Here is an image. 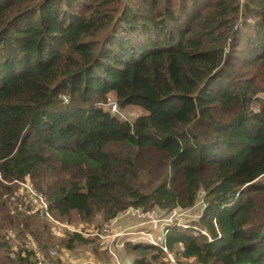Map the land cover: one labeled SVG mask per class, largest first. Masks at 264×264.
I'll list each match as a JSON object with an SVG mask.
<instances>
[{
	"label": "trees",
	"instance_id": "16d2710c",
	"mask_svg": "<svg viewBox=\"0 0 264 264\" xmlns=\"http://www.w3.org/2000/svg\"><path fill=\"white\" fill-rule=\"evenodd\" d=\"M263 86L264 0H0V264H38L50 219L199 199V221L169 224L160 245L128 237L127 264L177 246L200 264H264ZM111 94L147 114L116 116Z\"/></svg>",
	"mask_w": 264,
	"mask_h": 264
},
{
	"label": "rangeland",
	"instance_id": "374dc122",
	"mask_svg": "<svg viewBox=\"0 0 264 264\" xmlns=\"http://www.w3.org/2000/svg\"><path fill=\"white\" fill-rule=\"evenodd\" d=\"M258 86H262L260 79ZM264 87V86H263ZM264 103V92L261 98ZM107 108L116 116L133 121L141 115L147 114V111L139 105H128L119 107L116 103L115 95H110V100ZM117 105L118 112L112 111V107ZM147 156H152L154 159H148ZM158 154L146 152L140 159L142 169L150 172V176H158L161 170L158 165L162 164L158 160ZM173 188L176 192L184 196V186L179 179L174 183ZM201 195V194H200ZM39 207H44L43 199L38 203ZM205 205L202 199L192 208L179 207L170 213L155 209L145 210L142 208L129 207L118 217L107 220L103 213H99L92 220H83L78 215L73 214L65 219H50L54 235L56 236L55 246L49 247V250H41L37 248L41 259L51 260L55 264H127L133 255L129 248L123 246L127 239L137 238L141 242H155L159 245L166 234V229L172 223H195L199 221ZM56 221V222H55ZM187 226V225H185ZM81 232L84 237L89 239V242L77 244L74 248L69 249L63 243L64 239H68L70 233ZM132 232V234H128ZM12 238L15 236L11 234ZM132 235V236H131ZM14 248L18 246L16 241H11ZM32 247V246H31ZM176 253L171 254L181 264H200L196 260L187 259L179 255L180 247H176ZM48 253L49 257L45 258ZM166 256L165 264H171V261Z\"/></svg>",
	"mask_w": 264,
	"mask_h": 264
},
{
	"label": "built area",
	"instance_id": "2783aa9c",
	"mask_svg": "<svg viewBox=\"0 0 264 264\" xmlns=\"http://www.w3.org/2000/svg\"><path fill=\"white\" fill-rule=\"evenodd\" d=\"M112 111H115V112H118V110H117V105H114L113 107H112ZM46 206V205H45ZM182 224L181 223H178L177 224V226H181ZM184 227H186L185 225H183ZM154 244H157V245H159L158 243H155V242H153ZM162 246V245H161ZM163 247V249H164V251H166V252H168V249H167V247L165 246V245H163L162 246ZM37 249V248H36ZM35 249V250H36ZM36 253L38 254V252L36 251ZM172 253H168V257H170L169 259H170V261H171V264H181V263H179L172 255H171ZM48 263H46L45 262V259L43 258V259H41L40 258V256H39V254H38V264H55V263H51V260H48L47 261ZM64 264H67V263H64Z\"/></svg>",
	"mask_w": 264,
	"mask_h": 264
}]
</instances>
